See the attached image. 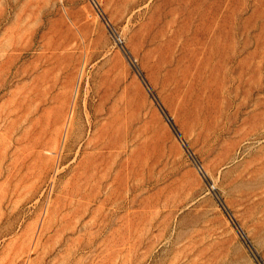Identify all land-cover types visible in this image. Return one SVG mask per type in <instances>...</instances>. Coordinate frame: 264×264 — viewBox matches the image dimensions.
Returning <instances> with one entry per match:
<instances>
[{
	"label": "rangeland",
	"instance_id": "rangeland-1",
	"mask_svg": "<svg viewBox=\"0 0 264 264\" xmlns=\"http://www.w3.org/2000/svg\"><path fill=\"white\" fill-rule=\"evenodd\" d=\"M0 264H264V0H0Z\"/></svg>",
	"mask_w": 264,
	"mask_h": 264
},
{
	"label": "bare ground",
	"instance_id": "bare-ground-1",
	"mask_svg": "<svg viewBox=\"0 0 264 264\" xmlns=\"http://www.w3.org/2000/svg\"><path fill=\"white\" fill-rule=\"evenodd\" d=\"M90 119V118H89ZM94 120H95V118H94ZM91 121V120H90ZM74 126H76V125H74ZM81 128H82V125H81ZM91 131V130H90ZM82 132V131H81ZM92 132V131H91ZM93 133V132H92Z\"/></svg>",
	"mask_w": 264,
	"mask_h": 264
}]
</instances>
